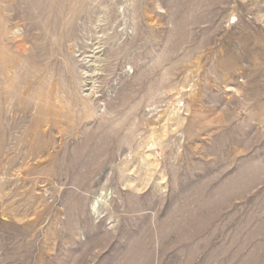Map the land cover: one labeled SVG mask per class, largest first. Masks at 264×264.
I'll return each mask as SVG.
<instances>
[{
	"label": "rangeland",
	"instance_id": "rangeland-1",
	"mask_svg": "<svg viewBox=\"0 0 264 264\" xmlns=\"http://www.w3.org/2000/svg\"><path fill=\"white\" fill-rule=\"evenodd\" d=\"M0 264H264V0H0Z\"/></svg>",
	"mask_w": 264,
	"mask_h": 264
},
{
	"label": "bare ground",
	"instance_id": "bare-ground-1",
	"mask_svg": "<svg viewBox=\"0 0 264 264\" xmlns=\"http://www.w3.org/2000/svg\"><path fill=\"white\" fill-rule=\"evenodd\" d=\"M95 208V206H93Z\"/></svg>",
	"mask_w": 264,
	"mask_h": 264
}]
</instances>
